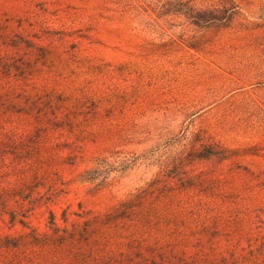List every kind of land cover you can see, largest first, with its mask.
I'll return each instance as SVG.
<instances>
[{
  "label": "rangeland",
  "instance_id": "obj_1",
  "mask_svg": "<svg viewBox=\"0 0 264 264\" xmlns=\"http://www.w3.org/2000/svg\"><path fill=\"white\" fill-rule=\"evenodd\" d=\"M233 2L229 14L228 0H0V190L48 176L10 207L47 230L50 208L71 222L156 179L138 206L156 250L175 264H264V0ZM103 156L131 165L103 186L81 181ZM9 219L0 204V242L30 230Z\"/></svg>",
  "mask_w": 264,
  "mask_h": 264
},
{
  "label": "trees",
  "instance_id": "obj_2",
  "mask_svg": "<svg viewBox=\"0 0 264 264\" xmlns=\"http://www.w3.org/2000/svg\"><path fill=\"white\" fill-rule=\"evenodd\" d=\"M226 11L229 14L234 13L236 5L233 0H228ZM191 16L196 20L204 19L203 14L191 11ZM211 154L213 152H210ZM210 154H199L197 157H207ZM135 160V159H134ZM113 167V164L107 161L105 156L96 159L95 167L86 168L80 175L83 182H93L96 186H103L109 182L110 174L113 170L126 171L131 163L127 158ZM47 171H39L36 169L30 180L19 181V184L9 185L0 190V204L5 208V212L10 214V225L15 226L20 223L23 227L30 230L18 231L14 234L4 235V239L0 242V248H16L20 252V259L12 260V264H91V256L95 259L102 258L105 264H175L171 259L172 254L164 248L156 250L160 247L158 239L151 241L145 235L138 234V216L140 209L138 206L145 199L148 192L152 191L156 179H153L146 188H139L129 198L120 201L113 208L95 213L89 209L86 213H77L78 219L70 222L67 211L62 212V223L56 219L53 209H49L50 220L47 224V230H40L38 226L30 223L29 212L22 214L17 208L10 207L11 201L14 199L19 207L22 208L24 203H20L19 199H25L23 193L15 192L16 189L34 192L40 186L45 185L47 179ZM19 195L20 198H16ZM8 209V210H6ZM92 213V215H91ZM71 223V226L70 224ZM136 225L135 230H130L126 234H122L121 228L129 229L131 225ZM138 234V235H137ZM127 237V241L119 240L120 237ZM126 245L123 249H119V245ZM110 247L111 251H106L105 246ZM56 248L60 251L59 255L49 256L43 260H35L32 253L51 251ZM185 254L184 250H181ZM101 263V264H103ZM0 264L2 259L0 258Z\"/></svg>",
  "mask_w": 264,
  "mask_h": 264
}]
</instances>
